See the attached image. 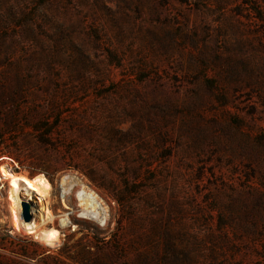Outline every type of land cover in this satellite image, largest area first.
<instances>
[{"label":"rangeland","instance_id":"374dc122","mask_svg":"<svg viewBox=\"0 0 264 264\" xmlns=\"http://www.w3.org/2000/svg\"><path fill=\"white\" fill-rule=\"evenodd\" d=\"M0 264H264V0H0Z\"/></svg>","mask_w":264,"mask_h":264},{"label":"bare ground","instance_id":"6f19581e","mask_svg":"<svg viewBox=\"0 0 264 264\" xmlns=\"http://www.w3.org/2000/svg\"><path fill=\"white\" fill-rule=\"evenodd\" d=\"M95 146V145H94ZM105 150V149H104ZM97 154V153H96ZM112 154V153H111ZM101 155L106 157L108 155L107 152L102 151ZM100 155V156H101ZM20 178H13L10 182L9 190H8V201H9V208L12 215L13 222L16 226H23L28 233L36 234L37 237L44 239L47 243H52L56 238V231H44L38 232V224L36 223L35 219L31 218L29 222H24L19 216L20 212V203L22 198H27L26 196H32V194L38 190L40 193H46L48 190V183L46 179L41 175H37L35 177H31L27 180L26 186L20 185ZM62 183L64 184V192H68L74 185H78L79 181L77 182L76 178L70 175H66L62 178ZM63 187V186H62ZM19 189L24 190V195H21ZM32 193V194H31ZM76 195L79 200L78 206L80 207V215L89 219H93L99 221L101 223L105 222L106 215L103 208L100 207V204L94 195L93 192L86 190L84 186L79 185L76 190ZM24 196V197H22ZM30 198V197H29ZM36 198V197H35ZM38 198V197H37ZM32 203V202H31ZM30 206V212L34 213L35 215H40V222H46V217L43 212L45 209L42 206H38L36 204ZM32 206V207H31ZM50 218V216H48ZM47 218V219H49ZM56 241V240H55Z\"/></svg>","mask_w":264,"mask_h":264},{"label":"water","instance_id":"95a60500","mask_svg":"<svg viewBox=\"0 0 264 264\" xmlns=\"http://www.w3.org/2000/svg\"><path fill=\"white\" fill-rule=\"evenodd\" d=\"M29 208H30V206H29V203L27 201L21 202L20 216L24 222H29L32 218Z\"/></svg>","mask_w":264,"mask_h":264}]
</instances>
